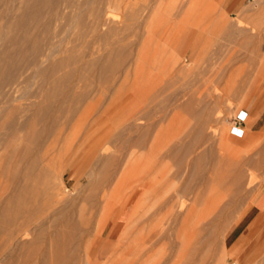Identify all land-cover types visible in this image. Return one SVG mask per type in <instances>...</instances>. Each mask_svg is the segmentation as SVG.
Returning a JSON list of instances; mask_svg holds the SVG:
<instances>
[{
    "label": "rangeland",
    "instance_id": "obj_1",
    "mask_svg": "<svg viewBox=\"0 0 264 264\" xmlns=\"http://www.w3.org/2000/svg\"><path fill=\"white\" fill-rule=\"evenodd\" d=\"M111 10L114 16H118V22H120L117 24L118 39L123 40L126 51L134 56L151 53L152 47L156 43L163 42L168 38L175 39L180 46L182 38L191 42L188 46L189 50H186L187 53L185 52L186 56L185 53L177 54L180 63L178 66L183 68L181 76L178 75L175 78L178 80L170 85L166 75H161L158 78L161 77L162 82L165 83L164 86L160 82L167 91H163V96L169 95V97H163L165 100L168 98L166 103H169L168 106L166 105L168 117L166 116L164 122L165 126L168 125L164 132L166 133L164 135L166 142H172L170 139H173L179 143H189L196 137L197 141L193 146L194 153L204 152L206 161L203 164L207 167V172L215 177L213 184L221 195V197L219 195V199H221L219 209L217 208L203 221L205 228L201 235L202 242H204L201 247L202 251L200 250L202 254L192 255L190 252L188 253L190 249L187 251L183 247L181 253L178 254L181 256L180 259L177 256L178 244L172 247L168 244L161 246L160 243L152 249H148V247L145 249L144 238L153 228L159 230L155 238L164 229L171 228L173 232L176 231V226L170 216L171 213L168 212V205H176L178 192L180 189L183 190V186L185 187L188 174L184 165L178 170L174 167L175 165L170 163L168 174L172 178L174 177L172 181L157 187L158 194L156 196L147 195L140 198L139 193L131 201L127 198L130 186L136 184L135 176L141 174L140 169H143L141 167L145 161L144 152L141 151H138L139 153L137 152L134 157L138 164L141 162L139 159L142 153L141 165L139 164L136 171L124 172L114 197L106 205L108 209L106 215L92 223L98 225L97 227L95 225L89 234H82L83 226H79L81 220L78 211L85 208L83 214L87 216L89 199H85V197L95 190L96 193L100 191L97 190L100 188H97V181L102 176L100 172L104 167L103 157L105 155L101 156L103 150L105 151L103 145L109 144L107 146L109 152L120 147L122 140L105 138L106 141L102 140L105 143L98 141L103 143L97 146L99 149L102 147L103 150L100 149L102 153L99 150V156L96 147L95 151H97L93 153H96L97 156L87 158L91 153L88 151L92 150L91 146H86L90 147L88 150L86 147L85 150L81 148V142L87 130V119L78 120V115L71 118L70 114L66 113L65 116L69 120L60 124L62 128L60 134L57 136L49 134L45 136L46 139L43 138L42 152H46L48 149L45 156H49V159L57 156V160L54 157L55 161H58L57 163L53 161L54 164H52L51 159V163H48L50 171L56 177L51 188L55 189L57 184L62 182L65 186L66 196L72 199V209L75 214L70 219L62 216V218H57L55 211L61 206L55 204L56 197L47 198L44 195L37 197L36 194L41 191L42 186L40 185L41 179L34 176L30 182L31 188L26 191L24 196V207L32 212L31 215L17 218L19 227L14 236L6 234L8 232L6 222L0 224V264H42L44 258L47 259V264H69L66 259L70 253L76 257V264H85V262L86 264H160V262L161 264H184V258L186 264H191L193 261L194 264H233L234 262L255 264L249 259H244L241 252L229 254L228 248L237 238L242 225H239V221L247 205L251 203L257 210L264 208V191H262L264 186L259 179L264 176V91L261 89L255 91V87L252 85L256 81L261 82L264 78V76H258L264 74V71L258 73L259 58L252 50L255 47V39L264 42V0H123L115 5V8L113 6ZM76 45L82 49L86 46L85 43H76ZM180 46L178 47L180 48ZM104 47L105 45L101 42V50L98 55H103ZM161 55L165 57L164 60H166V55L169 56L168 52L164 56L163 53ZM163 59L160 58L162 61ZM131 75L126 79L120 90V97L117 98L116 119L121 120L129 113L131 105L129 94L132 90L134 91V86L131 83L135 79V75L133 73ZM166 82L168 86L170 85L169 87ZM160 83L159 85H161ZM36 89L37 87L34 85L31 91L35 92ZM141 91H145L144 88ZM209 93L213 96H209ZM172 94L177 100L174 99L175 103L170 99L173 98ZM127 97L129 98L127 99ZM127 100H130V105ZM34 101H38V98L12 102L11 106L15 110L14 115L24 110L25 116L22 120L28 118L32 111L26 110L27 105ZM187 101L189 104L185 105L188 103ZM170 104L174 110L169 106ZM101 106L95 105L92 108V113H95V109L101 108ZM188 109L194 110L192 111L194 113ZM176 112L177 114H175ZM245 112L247 114L246 121H244ZM202 118L207 120L208 124L204 125ZM44 124L47 125L44 122H37L35 129H42ZM233 126H237L243 131L241 137L232 132ZM26 134L27 132L22 133V136L25 137ZM19 142L23 152L31 146L26 143L25 138ZM53 144L55 145L54 151ZM86 153H88L87 157ZM26 161L25 158L22 160V166ZM170 168L172 169L171 173H169ZM104 169L108 174L112 171V167L109 165ZM236 169L244 170H241L243 175L246 173L245 177L242 175L243 178L239 181L241 182L240 186H235L231 178L226 183L217 180V176L221 173L231 175ZM59 173L61 178H57L60 176ZM131 173H134V176ZM253 175L257 177L256 181L251 177ZM8 179L6 175L2 176L0 182L2 181L3 184L1 185H7ZM8 188L5 189L6 193L3 194V197L7 195ZM201 188L204 187L194 186L193 191L196 193L201 191ZM1 193L0 189V196ZM190 196L191 194L185 199V201L187 199L189 201L186 203L188 207L194 203L193 197L190 198ZM156 197L159 199L155 200ZM68 209L70 208L68 207ZM151 216L157 218L149 226L148 219ZM146 219L147 221H145ZM97 221L98 223H96ZM138 222L141 225L137 226ZM70 223H74L75 226L71 227ZM155 223L156 226L153 227ZM245 236L246 234L242 235L243 238ZM70 238L73 239L74 244L69 243ZM169 239L171 242L174 240L173 234L169 235ZM152 240L146 245H149ZM150 250L152 251L150 252ZM223 251L226 252L225 256ZM135 253L138 255L137 262H135V256H137ZM192 256L193 258H191ZM188 259H192V261ZM256 264H264V258Z\"/></svg>",
    "mask_w": 264,
    "mask_h": 264
},
{
    "label": "bare ground",
    "instance_id": "obj_2",
    "mask_svg": "<svg viewBox=\"0 0 264 264\" xmlns=\"http://www.w3.org/2000/svg\"><path fill=\"white\" fill-rule=\"evenodd\" d=\"M122 1L0 0V178L5 175L9 178L7 185H1L3 183L0 182L2 191L0 196V224L6 222L8 224L6 234L14 236L19 227L17 218L31 215L32 212L24 207V196L26 191L31 188L30 182L34 179V176L41 179L40 185L42 187L41 191L37 192V197L43 195L47 198L56 197L55 204L61 206L60 209L55 211L57 218L62 216L70 219L74 216L72 199L66 196L65 186L62 182L57 184L55 189L51 188L56 177L50 171L48 163H51V160L52 164L57 163L58 161H55L57 156H54L55 159L50 156L54 159L50 158V160L49 156H45L48 149L46 152H42L43 138L49 134L55 136L60 134L62 131L60 124L68 122L69 119L65 114L69 113L71 118L78 115V120L87 119L86 134L81 142V148L83 149L86 146H91L92 150H88L90 147H86V150L91 151L90 154L86 153V157L88 154L87 158L96 157L97 154L100 156L103 149L99 146L101 147L100 150L97 146L102 142L105 143V138L108 140L111 138L122 140L120 147L109 152L107 148L109 144L107 146L103 145L105 151L103 150L101 156L105 155L103 157L104 167L100 172L102 176L97 181V188L100 187L101 189L99 188L97 189L100 190L99 192L96 193L95 190L85 197V199H89L87 216L83 214L85 208L78 211L81 220L79 226H83L82 234H89L96 225L92 223L106 215L108 210L106 205L114 197L124 172L136 171L139 164L141 165L142 156L144 155L145 161L141 167L143 169H140V177L136 175L139 177L135 176L134 182L136 184L133 182L135 185L130 186L127 198L131 201L139 193L140 198L147 195L156 196L158 194L157 187L172 181L174 177L172 178L168 174L170 163L175 165L174 167L178 170L184 165V169H187L188 174L187 183L185 187H182L183 190L180 189V192L177 190L178 200L176 205H168V212L171 213L170 216L174 226H176V231L173 232L171 228L164 229L155 238L159 230L153 228L148 236L144 238L145 249L146 247L152 249L160 243L161 246L168 244L172 247L178 244L177 256L181 253L183 247L187 251L190 249L188 253L190 252L192 255L200 254L202 243L204 245L201 236L205 228L203 221L219 207L221 195L213 184L215 177L207 172V167L203 164L206 161L204 152L194 153L193 146L197 141L196 137L189 143H179V141H173V139H170L172 142L167 143L168 141L165 140L164 135L166 133L164 132L168 125L165 126L164 122L168 110H166V105L168 106L169 103H166L168 98L165 100L163 97H169V95L163 96L165 89L162 84L165 86V83L162 82L161 77V79L158 77L166 75L169 84L178 80H175V78L183 72V68L178 66L180 63L177 50L180 45L177 44L178 41L175 39L168 38L163 42L156 43L149 54L134 56V54L128 53L123 40L118 39L119 28L117 24L120 23L118 22L119 18L111 13L113 6L115 8V5ZM254 41L255 47L252 50L259 58L258 73L260 74L264 71V42L260 39ZM101 42L105 45L104 53L98 55L101 50ZM76 43H85L86 46L82 49L77 47ZM167 52L169 56L166 55V60L169 59L168 61L164 60L165 57H162V55L160 56L162 53L164 56ZM54 58L56 59L54 60ZM160 58H164L163 61ZM132 73L135 75V79L131 83L134 86V91L129 92L131 105L127 100L132 109L129 107V113L121 120L116 119L115 105L117 98L120 97V90ZM131 77L133 76L131 75ZM157 78L159 80L156 83ZM34 85L37 89L32 92L31 89ZM143 88L145 91H141ZM218 90L220 89L218 88ZM220 93H222L221 90ZM209 96H213V94ZM172 97L170 98L171 101L176 100L175 95ZM30 98H38V101L27 105L26 110H31L32 113L28 118L22 120L25 116L24 110L14 115L15 110L11 104L17 100ZM187 104L189 102L185 105ZM95 105L102 106L101 108L97 107L95 113H92V108ZM177 106L180 110L179 105ZM208 112L210 111L208 110ZM246 120L247 114L245 112L244 121ZM204 121V125L208 124L207 120ZM37 122H44L47 125L44 124L45 126H42V129L37 130L35 129ZM25 132L27 134L23 137L22 133ZM232 132L239 137L243 134V131L237 126L232 127ZM23 138H25L26 143L31 144L24 152L20 149L19 142ZM53 146L54 151L55 145L53 144ZM95 149L98 152L100 150V152L93 153L97 151ZM157 150L159 151L156 152ZM138 151L144 153L143 155L141 153L139 159L141 162L137 164V159L134 157ZM24 158L27 161L22 166L21 162ZM108 165L112 167L109 174L104 169ZM174 167L172 166V169ZM172 169L169 173L172 172ZM241 170L236 169L231 175L221 173L217 176V180L226 183L231 178L235 186H240L241 182L239 181L246 174L244 172L243 175ZM57 171L59 172V170ZM59 177L61 178V174L57 176V178ZM251 177L254 180L257 179L254 175ZM259 179L262 186H264V176ZM180 182L182 183L181 180ZM198 185L204 188L195 193L193 187ZM7 187H9L8 193L3 197ZM188 194H191L193 198L191 196L190 198L194 200V203L189 207L186 204L188 199L185 201L187 196L189 197ZM158 199L156 197L155 200ZM156 218V216H151L148 219L149 226L152 222L154 223ZM73 224L70 223V226L74 227ZM139 225L141 224L138 222L137 226ZM155 226L156 223L153 224V227ZM169 232L174 237L172 242L169 239V235L171 236ZM151 240L152 242L146 245ZM69 243L74 244L72 238H70ZM135 254L137 255V253ZM223 255H226L225 251H223ZM137 257L138 255L135 256V262H137ZM178 257L181 259L180 255ZM42 260V264H47L46 258ZM66 260L69 264H76L77 262L72 253L68 255ZM63 261L66 263L65 260ZM189 261H192V259ZM184 262L186 264L185 258ZM193 262L191 264H194Z\"/></svg>",
    "mask_w": 264,
    "mask_h": 264
},
{
    "label": "crops",
    "instance_id": "obj_3",
    "mask_svg": "<svg viewBox=\"0 0 264 264\" xmlns=\"http://www.w3.org/2000/svg\"><path fill=\"white\" fill-rule=\"evenodd\" d=\"M182 39V44L179 51H177L178 55L187 53L189 50L188 46L191 43L186 38ZM258 76L262 77L264 74ZM252 85L255 87V91L258 89L264 91V78H262L261 82L256 81ZM240 224L242 225L240 226L237 238L228 248L229 254L241 252L244 259H249V261H253L256 264L264 258V208L257 210L253 204H248L239 221ZM244 234H246L245 238L242 237ZM234 263L236 264V262Z\"/></svg>",
    "mask_w": 264,
    "mask_h": 264
}]
</instances>
